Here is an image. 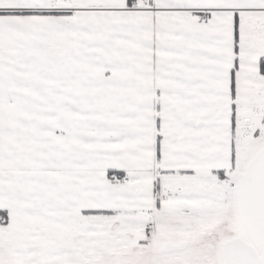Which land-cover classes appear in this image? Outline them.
<instances>
[{
    "label": "snow or ice",
    "instance_id": "6c2138e0",
    "mask_svg": "<svg viewBox=\"0 0 264 264\" xmlns=\"http://www.w3.org/2000/svg\"><path fill=\"white\" fill-rule=\"evenodd\" d=\"M0 264H264V0H0Z\"/></svg>",
    "mask_w": 264,
    "mask_h": 264
}]
</instances>
